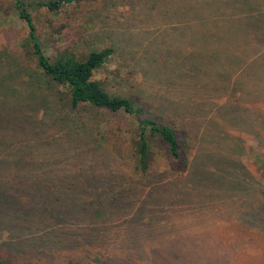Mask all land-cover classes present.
Returning <instances> with one entry per match:
<instances>
[{"label":"trees","instance_id":"1","mask_svg":"<svg viewBox=\"0 0 264 264\" xmlns=\"http://www.w3.org/2000/svg\"><path fill=\"white\" fill-rule=\"evenodd\" d=\"M181 1H40L36 6L51 13L69 7L57 33L65 31L87 50L81 57L67 47L51 58L27 4L15 0L27 37L18 47L0 48V166L12 157L24 177L5 182L1 197L7 257L20 264H113L93 230L121 221L128 206L161 195L188 173L209 182L216 177L224 182L227 173L225 182L237 192L252 191L253 177L242 158L246 138L261 142L264 133V0H211L202 16L170 4ZM127 4L150 10L140 38L112 13ZM169 22L199 39L196 66L185 73L187 100H169L178 82L156 79L154 69L163 65L166 52H147ZM130 42L137 46L132 58L138 59L142 79L134 85L124 81L110 94L93 74L131 57ZM188 48L187 43L182 51L190 55ZM113 74L118 76L117 68ZM49 138L67 147L55 151L63 158L72 155L67 166H46L57 159L46 151L54 148H38ZM254 208L261 219L264 210Z\"/></svg>","mask_w":264,"mask_h":264},{"label":"rangeland","instance_id":"2","mask_svg":"<svg viewBox=\"0 0 264 264\" xmlns=\"http://www.w3.org/2000/svg\"><path fill=\"white\" fill-rule=\"evenodd\" d=\"M40 1L45 0H22L27 4L45 54L52 58L58 51L70 47L76 55L84 56L87 50L84 46L76 44L75 38L65 35V31V38L57 33V26L63 23L64 11L69 7L51 13L46 8L36 6ZM170 4L173 9L193 10V16H202L201 11L209 12L212 6L211 0H182ZM140 8L142 7L127 4L112 12L119 23L131 24L130 29L134 34L138 33V38L142 37L141 31L146 29V23L149 21L146 14L150 12L145 7L143 10H139ZM189 16L191 15L185 17ZM167 25L168 29H163L156 34V40H151L147 52L149 56L158 48L166 52L163 65L157 70L153 68L156 79L178 82V86L169 91V100H187L190 93L184 86L185 81H189L185 73L196 66L199 39L185 36V32L180 28L175 29L172 22ZM120 30L121 28H118L117 33H120ZM26 37L27 27L18 16L15 0H0V48L5 45L10 48L18 47ZM187 43L192 50L190 55L187 54L188 51H182ZM136 47L130 42L131 57L116 59L117 64H106L103 69L93 74V80L98 81L110 94H115L117 91L114 86L119 89L124 81L133 85L141 81L142 75L140 76V69H137L138 59L132 58L137 55ZM116 68L118 76L115 77L113 72ZM123 91H127V88ZM134 103L137 104V101ZM245 145L247 150L242 161L253 177L251 192L247 191L248 188H245L243 193L237 192L232 182H225L229 181L227 173L223 177L224 182L217 177L209 182V179L199 176L196 172L188 173L181 182L165 187L161 195H152L143 200L142 204L141 199L136 205H132L133 207L127 205L130 211L121 221L93 230L98 233V240L111 247H104L106 253L110 251L108 260L113 261V264H264V213L262 218L258 219L253 211L254 207L264 210V206L259 205L264 202V197L259 193V190L264 191V133L261 142L246 138ZM38 148H54L46 151L55 155L59 149H67L63 145H56L54 138H49V141L40 144ZM71 156L63 158L57 154V159L51 158L46 166L52 169L67 166ZM11 160L12 157L9 158L7 166H0V218L6 216L1 209V197L6 190L4 183L14 184L16 179L24 177L23 171L14 168ZM201 160L198 157L197 163ZM14 187L16 188L15 185ZM224 190H231V195L224 193ZM249 204L254 207L250 208ZM160 205L165 207L163 212L156 209ZM108 222H111L110 218ZM80 228L87 230L84 225ZM7 241V233L0 229L1 260L4 264H20L4 254L5 247L2 244Z\"/></svg>","mask_w":264,"mask_h":264}]
</instances>
